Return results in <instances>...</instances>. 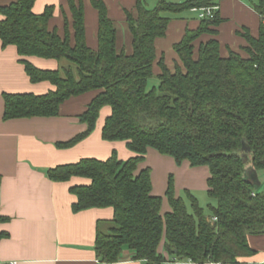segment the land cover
I'll use <instances>...</instances> for the list:
<instances>
[{
  "label": "trees",
  "instance_id": "obj_1",
  "mask_svg": "<svg viewBox=\"0 0 264 264\" xmlns=\"http://www.w3.org/2000/svg\"><path fill=\"white\" fill-rule=\"evenodd\" d=\"M34 3L17 0L0 7V43L2 48L15 47L32 84L47 82L53 90L43 95L3 94V121L56 117L66 100L98 92L79 117L85 132L56 147L67 149L88 137L100 111L109 107L102 140L124 142L133 154L124 161L115 153L104 161L83 159L45 172L55 183L72 178L89 182L69 189L75 197L73 213L113 210L112 220L96 226L94 252L99 262L115 264L127 249L141 264H249L245 260L256 251L248 238L264 237V195L243 181L249 167L259 178L264 176V26L260 23L256 38L243 34L240 52L229 50L221 57L213 38L199 44L195 57L193 43L202 35H217L222 22L217 10L173 46L179 61L174 71L161 58L155 76V41L166 34L167 15L218 7L217 0H158L153 9L136 0L134 14H125L130 53L117 52V31L101 0H90L98 13L96 50L85 42L82 0H67L72 38L66 20L62 37L48 29L53 7L35 15ZM251 7L264 16V0H252ZM31 57L56 61L59 67L38 69L28 61ZM153 80L157 85H150ZM242 146L249 149L246 163ZM148 149L177 165L187 161L191 167L208 168L206 194L215 201L210 216L189 191L177 197L171 178L165 192L170 212L161 216V198L151 194L150 170L138 171ZM5 221L0 217V223ZM6 237L0 233V240ZM161 243L167 257L158 252Z\"/></svg>",
  "mask_w": 264,
  "mask_h": 264
},
{
  "label": "crops",
  "instance_id": "obj_2",
  "mask_svg": "<svg viewBox=\"0 0 264 264\" xmlns=\"http://www.w3.org/2000/svg\"><path fill=\"white\" fill-rule=\"evenodd\" d=\"M16 1L0 0V7ZM101 1L117 31V52L124 50L130 53L131 36L125 14H134L136 0ZM188 1L193 0L185 2ZM142 2L148 9H153L158 0ZM82 3L85 42L89 49L96 50L98 13L91 6L90 0H82ZM148 3L153 7L149 8ZM251 3L252 0H217L218 13L222 20L216 29L217 35L212 37L205 34L197 39L193 43L195 57L199 44L213 38L219 43L221 57H226L229 50L240 52L245 46L243 34L246 31L256 38L261 19ZM46 7H53L48 29L55 30L62 37L66 20L72 38V20L67 0H35L32 11L39 15ZM187 13L194 14L189 10L167 15L170 22L166 34L155 41V76L160 73L157 62L161 58L164 59L167 69L174 71L175 64L179 61L173 46L182 40L186 31H196L199 28L201 21L196 15L186 16ZM28 61L41 70H56L59 67V63L53 60L31 57ZM150 85H157V81H151ZM50 90L53 87L47 82L32 84L19 63L15 47L2 48L0 43V217L7 219L0 223V233L7 234L6 238L0 240V264H105L99 262L94 252L96 226L98 222L112 220L113 210L103 208L73 213L75 197L69 189L87 185L89 182L72 178L68 182L55 183L47 178L45 172L50 168L74 164L83 159L104 161L115 153L119 160L124 161L133 157V154L128 151L124 142L102 140L101 129L106 117L110 115L109 107L100 111L95 129L88 137L67 149L56 147L57 143L69 142L85 132L86 125L79 121V117L98 92H89L66 100L60 105L56 117L3 121V94L43 95ZM152 151L154 150H147L144 161L138 165V171L145 168L151 170V194L161 198V216L170 212L165 197L170 175L173 174L172 181L174 180L177 197L180 191H189L194 197L195 191L207 192L209 170L206 166L191 167L187 161L177 165L171 157ZM196 199L199 203V198ZM248 243L256 251L258 245H264V237H249ZM162 248L163 243L158 252L166 256ZM245 261L249 264H263L264 257L254 256ZM115 264L141 263L133 261L131 252L124 249L120 261Z\"/></svg>",
  "mask_w": 264,
  "mask_h": 264
},
{
  "label": "rangeland",
  "instance_id": "obj_3",
  "mask_svg": "<svg viewBox=\"0 0 264 264\" xmlns=\"http://www.w3.org/2000/svg\"><path fill=\"white\" fill-rule=\"evenodd\" d=\"M169 1H171L172 3L180 4V3H184L186 0H169ZM148 5H149V8L153 7L149 3H148ZM187 14H186V16H189V17L195 16V14H191V13H187ZM152 152H155V151H152ZM155 153H157V152H155ZM161 156H163V155H161ZM150 172H151V170H150ZM169 177L171 179H173V174L170 175ZM259 181L261 183V187L259 188L258 193L264 195V176L263 175H260ZM179 196L183 198V191L179 192ZM195 197L199 198V204L204 209L205 215L206 216H210L209 206H214L215 205V201L210 199L205 192H197V191H195ZM263 246L264 245H258V250H256L257 253H256L255 256L264 257V250L262 249V248H264ZM161 264H189V263L168 260V262H164V263H161Z\"/></svg>",
  "mask_w": 264,
  "mask_h": 264
},
{
  "label": "water",
  "instance_id": "obj_4",
  "mask_svg": "<svg viewBox=\"0 0 264 264\" xmlns=\"http://www.w3.org/2000/svg\"><path fill=\"white\" fill-rule=\"evenodd\" d=\"M243 152L242 156V162H247V153L249 152V149L245 146H242L241 148ZM243 181L250 185L255 191H258L261 187V184L258 180L257 173L251 168H247L243 174Z\"/></svg>",
  "mask_w": 264,
  "mask_h": 264
},
{
  "label": "built area",
  "instance_id": "obj_5",
  "mask_svg": "<svg viewBox=\"0 0 264 264\" xmlns=\"http://www.w3.org/2000/svg\"><path fill=\"white\" fill-rule=\"evenodd\" d=\"M218 10L217 6L204 7V8H191L190 11L194 13L198 20H210L214 17L215 12ZM261 24L264 26V16L260 17ZM14 264V262L9 263Z\"/></svg>",
  "mask_w": 264,
  "mask_h": 264
}]
</instances>
